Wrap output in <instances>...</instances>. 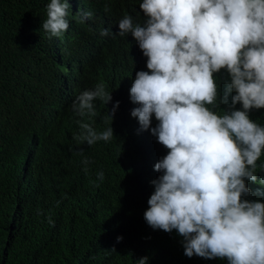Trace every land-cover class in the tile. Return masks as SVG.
<instances>
[{"label": "clouds", "instance_id": "clouds-1", "mask_svg": "<svg viewBox=\"0 0 264 264\" xmlns=\"http://www.w3.org/2000/svg\"><path fill=\"white\" fill-rule=\"evenodd\" d=\"M81 7V0H50L42 28L50 38L60 37L69 28L68 16L78 24L74 16ZM93 15L83 12L81 22ZM134 17L138 23L130 15L119 21L118 34H132L138 58L117 63L101 58L97 51H91L90 58H75L84 69L77 76L83 89L63 95L65 105L59 112L70 115L65 131L72 138L74 156L43 158V132L33 141L18 140V163L12 168L13 177L20 176L18 206L10 202L6 206L13 220L4 222L5 240L13 238L25 221L31 222L33 208L40 204L54 206L48 214L51 222L61 209L82 205L77 200L80 190L73 191L81 186L57 164L64 163L83 180L88 177L104 161L103 157L88 160L93 146L109 141L113 129L98 132L87 122L100 118L107 105H114L108 113L112 120L123 102L142 130L150 128L155 116L159 123L151 134L169 150L154 165L162 175L151 182L149 208L136 203L132 218L154 230H176L189 258L264 264V203L253 200V195L264 193L259 189L253 193L246 184L257 182V161L264 150V127L249 117L250 110L264 108V0H142ZM109 34L108 29L101 31L102 36ZM95 40L104 46L103 40ZM140 49L148 58L149 71L138 63ZM231 93L235 94L229 105ZM238 103L242 110L236 109ZM220 104L227 108L217 112ZM134 158L141 161L144 153L136 152ZM112 168L107 165V170ZM120 169L124 175L126 167ZM56 171L65 176L69 189L47 180ZM97 179L103 181V171ZM63 219L65 225L64 214ZM122 239L117 237V242ZM58 241L59 246L65 243L63 234L52 238L53 245ZM95 243L96 236L87 237L84 254L95 252ZM109 248L121 256L128 251L118 244ZM147 260L142 257L136 264Z\"/></svg>", "mask_w": 264, "mask_h": 264}, {"label": "trees", "instance_id": "trees-1", "mask_svg": "<svg viewBox=\"0 0 264 264\" xmlns=\"http://www.w3.org/2000/svg\"><path fill=\"white\" fill-rule=\"evenodd\" d=\"M81 2V11L74 16L78 24L68 16V30L60 37L50 38L42 28L50 0H0V264H136L142 257H148L147 264H218L215 259L187 257L183 237L176 230L171 233L154 230L147 222L144 227L132 218L136 203L142 202L149 208L148 200L154 192L151 182L162 175L154 170V165L169 150L151 134V128L159 123L155 116L150 128L142 130L138 119L131 116L132 110L123 102L116 108L112 120L108 113L114 105L111 108L107 105L100 118L87 122L98 132L113 129L109 141L101 140L93 146L88 160L103 157L104 161L94 166L88 177L83 180L69 172L64 163L57 164L81 186L73 191L80 190L77 200L82 205L65 212L61 209L58 219L51 222L48 214L54 211V206L40 204L33 208L35 217L31 222L25 221L13 238L5 240L4 222L13 220L6 206L9 202L15 208L18 206L16 187L20 176L15 179L12 172L18 163L16 148L21 146L18 140L33 141L43 132V158L74 156L72 138L65 131V120L70 115L66 111L59 112L65 105L63 95L78 92L83 85V80H77V76L82 75L84 69L75 58H90L91 51L100 52L101 58L117 63L138 58L132 34L120 36L118 23L125 15L138 23L134 16L142 0ZM87 11L94 14L92 19L81 22L80 15ZM103 29H108L110 34L102 36ZM95 39L103 40L104 46ZM147 59L140 49L138 63L145 71H149ZM220 89L223 95L224 88ZM234 94L228 96L229 105ZM225 108L227 105L220 104L216 111ZM236 109L242 110V105L238 103ZM249 117L264 127V108L250 110ZM136 152L144 153L145 158L135 160ZM107 165L113 168L107 170ZM262 165L264 150L257 161V182L246 181L253 193L257 189L264 193V184H260L264 179ZM124 167L123 175L120 168ZM85 169L87 167L83 169L84 174L88 171ZM99 171L104 172L102 182L97 179ZM29 178L37 181L34 175ZM47 180L64 183L66 189L71 187L60 171L53 172ZM253 200L264 203V195H253ZM61 234L65 243L59 246L58 241L53 245L52 238ZM90 236H96L95 252L84 254V243L87 244ZM117 237H123L122 241L118 243ZM113 244L128 248L126 256L112 251L109 247ZM221 262L228 264L226 259Z\"/></svg>", "mask_w": 264, "mask_h": 264}, {"label": "bare ground", "instance_id": "bare-ground-1", "mask_svg": "<svg viewBox=\"0 0 264 264\" xmlns=\"http://www.w3.org/2000/svg\"><path fill=\"white\" fill-rule=\"evenodd\" d=\"M138 146V145H137ZM141 149V148H140Z\"/></svg>", "mask_w": 264, "mask_h": 264}]
</instances>
